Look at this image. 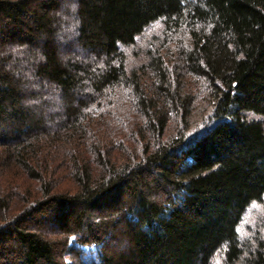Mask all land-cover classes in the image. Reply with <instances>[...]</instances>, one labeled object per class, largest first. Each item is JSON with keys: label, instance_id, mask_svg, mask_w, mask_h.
I'll return each instance as SVG.
<instances>
[{"label": "trees", "instance_id": "16d2710c", "mask_svg": "<svg viewBox=\"0 0 264 264\" xmlns=\"http://www.w3.org/2000/svg\"><path fill=\"white\" fill-rule=\"evenodd\" d=\"M156 20L127 71L120 46ZM246 112L264 0H0V264H264V234L237 232L264 195Z\"/></svg>", "mask_w": 264, "mask_h": 264}, {"label": "rangeland", "instance_id": "374dc122", "mask_svg": "<svg viewBox=\"0 0 264 264\" xmlns=\"http://www.w3.org/2000/svg\"><path fill=\"white\" fill-rule=\"evenodd\" d=\"M163 23L161 20H156L144 28V30L135 38V42L129 46H120L124 53V66L127 71L137 70L142 64L147 61L146 53L149 49H153L160 43L162 36ZM188 88H197L198 83H192L188 78ZM200 104L194 111L191 120L192 124L188 129V134H194L200 131L207 123V114L200 115L203 106ZM204 112V111H202ZM201 112V113H202ZM205 113V112H204ZM246 118L258 120L261 122L264 130V115L254 114L252 112L245 113ZM237 232L242 242H250L254 234H264V195L260 202H252L244 211L240 222L237 226ZM84 254L87 259H95L96 246L91 245L85 247ZM84 256V257H85ZM211 264H221V257L216 256Z\"/></svg>", "mask_w": 264, "mask_h": 264}]
</instances>
